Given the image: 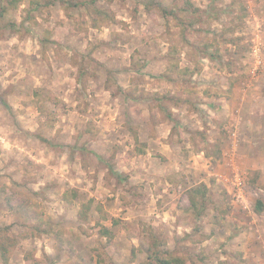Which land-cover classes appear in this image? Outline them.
Listing matches in <instances>:
<instances>
[{"label": "rangeland", "instance_id": "obj_1", "mask_svg": "<svg viewBox=\"0 0 264 264\" xmlns=\"http://www.w3.org/2000/svg\"><path fill=\"white\" fill-rule=\"evenodd\" d=\"M191 1L205 12L184 30L156 5L185 0H22L0 17V228L19 237L0 264H155L154 246L264 264L261 231L243 237L264 216V0ZM95 7L116 23L93 27Z\"/></svg>", "mask_w": 264, "mask_h": 264}, {"label": "trees", "instance_id": "obj_2", "mask_svg": "<svg viewBox=\"0 0 264 264\" xmlns=\"http://www.w3.org/2000/svg\"><path fill=\"white\" fill-rule=\"evenodd\" d=\"M21 1L22 0H11V2H9L8 4V7L3 8V11L0 13V17H3L4 14L9 11V9L17 8ZM185 2L186 6H184L183 8H178L177 6L172 5L165 6L162 2L157 3L156 7H159V9H161L160 11L162 12V15L166 18L168 25L172 20H174L177 25L181 26L182 28L185 27V25L192 27L195 23L202 22V13H204L205 10L195 5L191 0H185ZM154 8L155 7H153L152 5L147 6V10L149 11V13L153 16H156L157 10H155ZM177 10L185 11V13H189V16L185 18L183 15H180ZM90 17L92 26L96 28L103 26V24H113L117 21L115 13L103 7H95L94 10L91 12ZM186 41H188L187 38ZM211 57H215V55L211 54ZM190 194L193 205H196L198 201L197 197L199 195H202L203 199H206V187L203 185L192 188ZM204 209L205 206L202 208V210ZM262 209V203L259 201L257 211H261ZM199 215H201V213ZM8 229L9 227L6 226L0 228V255L4 259V261L9 260L12 250L19 242V237L9 235ZM111 234L112 232L108 227L103 225L101 226L100 235L111 236ZM154 247L151 249H153L152 257H154L155 259V264H185V259L182 256L176 255L166 248ZM102 261L103 260L100 257L98 263L100 264L102 263Z\"/></svg>", "mask_w": 264, "mask_h": 264}, {"label": "crops", "instance_id": "obj_3", "mask_svg": "<svg viewBox=\"0 0 264 264\" xmlns=\"http://www.w3.org/2000/svg\"><path fill=\"white\" fill-rule=\"evenodd\" d=\"M261 16L264 18V14H262ZM228 86H229V84H226V85L223 84L222 85V87H224V88H227ZM219 99L222 102L223 100H225V97H221ZM221 102H219V103H221ZM219 108H220V106H219ZM221 108H223V106H221ZM210 112H212V109L210 110ZM254 135H255L254 137L257 138L256 140H259V139H261V140L255 142L253 144L254 147H251V152L252 153L254 152V154H256V156L258 157V160L255 159V161H253V167H254V169H257V173L259 174V179L264 180V141H263L264 140L263 139L264 138V129H263V131L256 133ZM256 215H257V213H256ZM254 219H255V222H254ZM256 221L258 223H256ZM247 228H250V232L248 233L247 236L243 234V237L244 238L246 237L248 239V241L244 240V242H246L247 244L250 243V240L254 238L256 232H258L259 230L261 231L262 236L264 237V216H263V221H261V220H259L258 215H257L256 218H253L252 224L249 225ZM262 242L264 243V240Z\"/></svg>", "mask_w": 264, "mask_h": 264}, {"label": "built area", "instance_id": "obj_4", "mask_svg": "<svg viewBox=\"0 0 264 264\" xmlns=\"http://www.w3.org/2000/svg\"><path fill=\"white\" fill-rule=\"evenodd\" d=\"M258 44H256L255 49H254V52L258 56L256 59L255 67L253 68L254 71H258L259 67L262 66L263 64V60L259 57L262 51V47H260ZM239 111L240 109L237 108L236 112L238 113ZM232 135L233 136L236 135V131H233ZM233 171H234V175H233L234 177H233L232 183H233L234 194L239 201L244 202L245 201L246 179L242 173L238 172V168L233 167Z\"/></svg>", "mask_w": 264, "mask_h": 264}]
</instances>
